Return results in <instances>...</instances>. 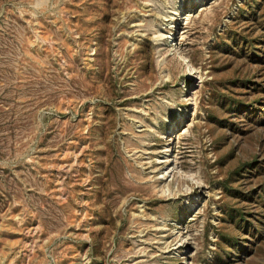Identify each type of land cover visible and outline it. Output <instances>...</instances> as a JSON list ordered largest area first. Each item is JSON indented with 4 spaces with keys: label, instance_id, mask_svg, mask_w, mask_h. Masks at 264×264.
<instances>
[{
    "label": "rangeland",
    "instance_id": "1",
    "mask_svg": "<svg viewBox=\"0 0 264 264\" xmlns=\"http://www.w3.org/2000/svg\"><path fill=\"white\" fill-rule=\"evenodd\" d=\"M0 264H264V0H0Z\"/></svg>",
    "mask_w": 264,
    "mask_h": 264
},
{
    "label": "bare ground",
    "instance_id": "2",
    "mask_svg": "<svg viewBox=\"0 0 264 264\" xmlns=\"http://www.w3.org/2000/svg\"><path fill=\"white\" fill-rule=\"evenodd\" d=\"M146 6L147 5H145V8H146ZM175 14H178V11H175ZM190 74H191V72H190ZM158 164L160 165L159 169L161 170V176H158V181L162 180V179H168L171 177L174 178L176 173H174V167H172L173 162L170 160V157L165 161L158 162ZM152 167H153V165L150 166V168H152ZM152 170H154V169H152ZM180 176L182 177V175H180ZM184 176H186V175H184ZM141 178L144 180V176ZM184 178H186V177H184ZM146 182H147V180H146ZM153 182H156V181H153ZM152 184H150V185H152ZM167 191H168V189H167Z\"/></svg>",
    "mask_w": 264,
    "mask_h": 264
}]
</instances>
